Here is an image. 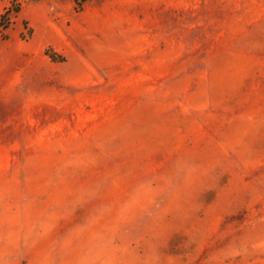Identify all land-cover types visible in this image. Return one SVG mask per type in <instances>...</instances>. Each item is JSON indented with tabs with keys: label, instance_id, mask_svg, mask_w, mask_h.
<instances>
[{
	"label": "rangeland",
	"instance_id": "rangeland-1",
	"mask_svg": "<svg viewBox=\"0 0 264 264\" xmlns=\"http://www.w3.org/2000/svg\"><path fill=\"white\" fill-rule=\"evenodd\" d=\"M0 264H264V0H0Z\"/></svg>",
	"mask_w": 264,
	"mask_h": 264
},
{
	"label": "trees",
	"instance_id": "trees-1",
	"mask_svg": "<svg viewBox=\"0 0 264 264\" xmlns=\"http://www.w3.org/2000/svg\"><path fill=\"white\" fill-rule=\"evenodd\" d=\"M18 13L17 7H10L5 10V12L0 16V41L5 39V31L9 25L11 16Z\"/></svg>",
	"mask_w": 264,
	"mask_h": 264
},
{
	"label": "built area",
	"instance_id": "built-area-1",
	"mask_svg": "<svg viewBox=\"0 0 264 264\" xmlns=\"http://www.w3.org/2000/svg\"><path fill=\"white\" fill-rule=\"evenodd\" d=\"M33 3H42V2H46L48 0H30Z\"/></svg>",
	"mask_w": 264,
	"mask_h": 264
}]
</instances>
